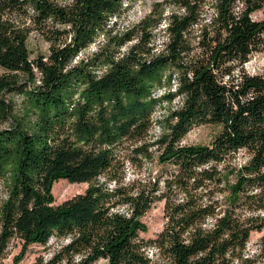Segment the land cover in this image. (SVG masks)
Here are the masks:
<instances>
[{
	"label": "clouds",
	"instance_id": "clouds-1",
	"mask_svg": "<svg viewBox=\"0 0 264 264\" xmlns=\"http://www.w3.org/2000/svg\"><path fill=\"white\" fill-rule=\"evenodd\" d=\"M0 264H264V0H0Z\"/></svg>",
	"mask_w": 264,
	"mask_h": 264
}]
</instances>
